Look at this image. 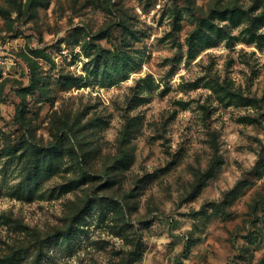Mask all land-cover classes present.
<instances>
[{"label": "rangeland", "instance_id": "374dc122", "mask_svg": "<svg viewBox=\"0 0 264 264\" xmlns=\"http://www.w3.org/2000/svg\"><path fill=\"white\" fill-rule=\"evenodd\" d=\"M0 58V264H264V0H0Z\"/></svg>", "mask_w": 264, "mask_h": 264}, {"label": "trees", "instance_id": "16d2710c", "mask_svg": "<svg viewBox=\"0 0 264 264\" xmlns=\"http://www.w3.org/2000/svg\"><path fill=\"white\" fill-rule=\"evenodd\" d=\"M257 173L260 175L264 172V151L260 154V158L256 164ZM205 184H202L201 187H204Z\"/></svg>", "mask_w": 264, "mask_h": 264}, {"label": "built area", "instance_id": "2783aa9c", "mask_svg": "<svg viewBox=\"0 0 264 264\" xmlns=\"http://www.w3.org/2000/svg\"><path fill=\"white\" fill-rule=\"evenodd\" d=\"M2 65H3V61H2V59L0 58V67H2Z\"/></svg>", "mask_w": 264, "mask_h": 264}]
</instances>
